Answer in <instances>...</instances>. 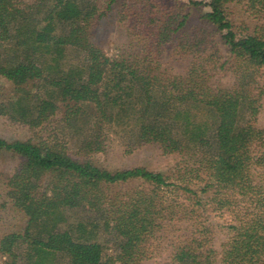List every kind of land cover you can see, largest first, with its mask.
<instances>
[{"label": "trees", "instance_id": "1", "mask_svg": "<svg viewBox=\"0 0 264 264\" xmlns=\"http://www.w3.org/2000/svg\"><path fill=\"white\" fill-rule=\"evenodd\" d=\"M242 1L264 14V0H0L8 84L0 117L42 132L38 142L0 137V161L22 158L6 195L26 219L21 232L0 238L1 264H139L150 238L172 223H183L185 238L171 264H264V128L254 94L264 30L233 20L231 5ZM203 4L201 18L230 54L220 68L231 64L232 89L209 85L212 64L206 54L201 61L198 35L182 40L190 6ZM115 13L140 49L133 41L105 53L98 33ZM179 46L194 58L185 76L172 77L154 58ZM118 129L127 148L157 144L192 161L173 178L86 159ZM133 181L148 188L111 191ZM214 213L230 216L221 252L212 244ZM110 242L117 258L106 253Z\"/></svg>", "mask_w": 264, "mask_h": 264}, {"label": "rangeland", "instance_id": "2", "mask_svg": "<svg viewBox=\"0 0 264 264\" xmlns=\"http://www.w3.org/2000/svg\"><path fill=\"white\" fill-rule=\"evenodd\" d=\"M187 2V0H182ZM203 1L207 0H194ZM208 7L203 4L200 8L190 6L191 17L188 25L185 27V36L179 33L184 41L188 37L198 35L202 42L200 51L203 52L204 57L201 59L204 62L205 54L210 56L209 61L212 66L207 75L209 85L216 88L232 89L237 77L231 64H227L225 68L221 69L222 63L227 62L230 54L223 45L220 36L211 26H207L205 21L201 18L203 12L208 11ZM231 17L244 30L253 31L257 27L264 30V14H259L251 10L244 1L232 4ZM242 25L244 27H242ZM124 23L119 22L118 17L112 14L110 17L102 21V26L98 33L99 44L104 49L105 53L112 55L117 53L119 46L127 45L135 42L139 49L142 47L140 40L127 35L124 29ZM142 37V36H138ZM193 39V38H192ZM173 47V46H172ZM1 48V46H0ZM200 56V55H199ZM194 58V53L185 52V49L180 46L175 50L173 48H166L165 51L160 50V53L154 58L159 61L162 66L161 72H166L168 75L185 76L188 68L191 67ZM229 62V61H228ZM166 74V75H167ZM8 84L0 77V92L2 88H7ZM254 94L260 97V110L257 116L256 125L259 128H264V66L259 68L255 74ZM43 131V130H42ZM45 131V130H44ZM120 129L113 131L107 135L105 150L99 153L87 156L86 159L92 161L100 167H105L110 170L125 169L132 167H146L152 171H160L167 176H176L179 170L186 168L190 159L186 156L174 154H165L161 147L157 144H147L136 148H127L122 137ZM42 136V132L33 131L29 127L12 123L5 118L0 117V137L9 141L15 140H32L38 142ZM124 136V135H123ZM22 158L11 153H4L0 161V238L10 232H21L26 224V219L23 214L18 211L10 199L6 195L9 179L18 170ZM148 188L142 181H133L129 184L119 185L111 188L115 194H123L128 190L139 188ZM84 212L75 214V217H83ZM212 223L214 227V234L212 235V244L218 252H221L223 244L228 241V232L225 226L230 221L229 214L220 215L219 213L212 214ZM185 238V229L183 223H172L157 230L156 234L150 238L145 245V256L139 264H171L170 256L181 239ZM26 251V245L23 239H20L18 247L19 254L23 257ZM106 253L118 257V250L113 242L106 248ZM3 258L0 253V264ZM55 264H67L66 260L58 259ZM116 264H122L117 262Z\"/></svg>", "mask_w": 264, "mask_h": 264}]
</instances>
